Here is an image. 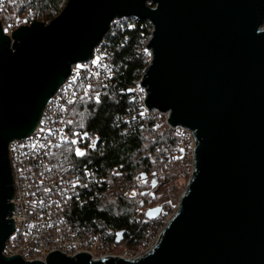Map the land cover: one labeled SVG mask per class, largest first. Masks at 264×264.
<instances>
[{
    "label": "water",
    "instance_id": "95a60500",
    "mask_svg": "<svg viewBox=\"0 0 264 264\" xmlns=\"http://www.w3.org/2000/svg\"><path fill=\"white\" fill-rule=\"evenodd\" d=\"M120 17L153 26L146 106L193 132V177L143 258L55 252L48 264H264V0H69L49 24L11 37L0 23V264H43L3 255L14 230L9 144L34 132L71 66L90 59Z\"/></svg>",
    "mask_w": 264,
    "mask_h": 264
},
{
    "label": "built area",
    "instance_id": "2783aa9c",
    "mask_svg": "<svg viewBox=\"0 0 264 264\" xmlns=\"http://www.w3.org/2000/svg\"><path fill=\"white\" fill-rule=\"evenodd\" d=\"M10 1L0 0V23L4 34L9 37L21 26H30L19 18L12 17ZM3 18L6 21L3 22ZM134 20L138 21L128 17L116 18L110 25L108 36L106 34L93 49L91 58L71 66L69 77L48 101L34 132L25 139L14 140L9 144L8 155L14 189L10 202L15 204L11 214L14 230L6 241L4 256H18L26 262L36 260L43 264H48L47 257L55 252L70 259L86 254L93 262L104 259L137 261L152 252L171 222L157 236L155 243L146 245L145 251L138 249L131 252L121 247L122 241L117 243L110 233L74 222L68 213L71 206L81 207L103 200L109 193H115L125 199H132L137 205L132 213L133 222L139 224L147 220V211L142 208L135 193L138 185L148 178L122 184L117 182L116 177H99L91 158L79 156L77 160L80 161L77 162L69 155V150L75 151L77 148L86 154L101 151L99 137L87 134L85 138L84 132L71 129L68 112L72 106L87 97L93 96L96 101L99 97V101L101 100L102 93L95 87H104L110 83L121 66L112 62L109 36H113L119 27L131 29L134 27ZM145 30L148 36L144 48L151 57L147 46L153 26L149 23ZM146 69L134 89L144 116L156 113L163 117L164 124L169 129L192 142L194 155L196 141L193 132L181 126L171 127L167 113L146 106L147 92L142 86ZM73 140L77 142L71 143ZM92 143H95V149L89 146ZM151 230L150 227L148 237Z\"/></svg>",
    "mask_w": 264,
    "mask_h": 264
},
{
    "label": "trees",
    "instance_id": "16d2710c",
    "mask_svg": "<svg viewBox=\"0 0 264 264\" xmlns=\"http://www.w3.org/2000/svg\"><path fill=\"white\" fill-rule=\"evenodd\" d=\"M68 1L11 0L9 9L12 17L19 18L24 24H49L62 13ZM147 5L154 7L151 2ZM2 15L7 19L4 12ZM2 21L6 20L3 18ZM132 23L131 29L119 27L113 36H109L112 62L121 66L110 83L95 87L102 93L99 103L93 96L87 97L69 109L68 117L72 130L100 138L101 151L84 156L92 159L97 175L116 177L122 184L148 178L138 185L135 195L146 211L160 207L162 212L153 221L135 223L132 221V213L137 207L134 201L109 193L103 200L81 207L71 206L68 213L72 221L108 232L115 239L122 235L121 247L135 251L149 239V228L157 227L169 208L168 203H155L161 192L171 199L175 188L165 184L160 188L153 178L164 166L165 152L175 147L176 140L163 117L156 113L144 116L134 92L151 57L144 48L149 22L134 20ZM69 153L74 161H80L76 151L69 150Z\"/></svg>",
    "mask_w": 264,
    "mask_h": 264
},
{
    "label": "rangeland",
    "instance_id": "374dc122",
    "mask_svg": "<svg viewBox=\"0 0 264 264\" xmlns=\"http://www.w3.org/2000/svg\"><path fill=\"white\" fill-rule=\"evenodd\" d=\"M171 133L176 140V145L165 152L166 161L163 164L164 166L154 176L153 180H156L157 186L160 188L165 184L169 188L174 187L175 191L172 193L173 195L171 199L165 197V194L162 192L158 194L159 200L155 204L162 201L165 205L168 203L169 208L168 210H165L160 224L157 225V227H151V237L149 236L148 241L146 240L143 245L137 247V251L138 249L145 251L148 243H155L157 236L177 214L181 199L187 192L190 181L193 177L194 163L192 142L190 143V141L183 136L176 135L172 130Z\"/></svg>",
    "mask_w": 264,
    "mask_h": 264
},
{
    "label": "snow or ice",
    "instance_id": "6c2138e0",
    "mask_svg": "<svg viewBox=\"0 0 264 264\" xmlns=\"http://www.w3.org/2000/svg\"><path fill=\"white\" fill-rule=\"evenodd\" d=\"M97 62H98V61H97ZM97 103H99V97H97ZM74 135L79 136L80 133H74ZM84 137L87 138V133H84ZM76 142H77V141H75V140L71 141V143H74V144H75ZM89 146H90L91 148L95 149V143H92V144H90ZM75 151H76V155H77V156L83 157V156L86 155V153H85L84 151H81L79 148H77Z\"/></svg>",
    "mask_w": 264,
    "mask_h": 264
}]
</instances>
